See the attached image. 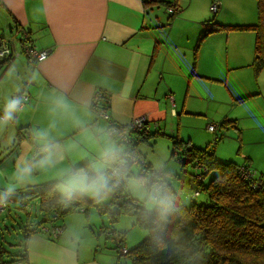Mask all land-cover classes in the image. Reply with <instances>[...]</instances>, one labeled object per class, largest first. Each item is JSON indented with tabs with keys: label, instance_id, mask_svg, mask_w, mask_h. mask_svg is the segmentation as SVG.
<instances>
[{
	"label": "crops",
	"instance_id": "1",
	"mask_svg": "<svg viewBox=\"0 0 264 264\" xmlns=\"http://www.w3.org/2000/svg\"><path fill=\"white\" fill-rule=\"evenodd\" d=\"M168 1L0 0V41L9 42L13 50L12 56L0 63V66L5 64L0 81L10 86L8 93L3 92V88L0 92V115L7 103L15 99V91L20 89L18 94L24 93L29 99L27 105L20 104L24 117L16 112L14 116L27 126L14 127L4 141L7 147L16 143L14 147L18 151L11 150L0 159V164L7 165L4 176L0 174V190L27 186L30 181H36L38 173H49L69 163L73 156L67 154L66 147L73 137L88 141V145L94 147L91 140L96 138L101 141L100 147L107 150L106 164L116 161L117 151L109 150L115 145L106 139V134L109 135L107 121L95 117L89 105L95 90L108 94L106 109L115 121H126L138 115L157 121L156 118L166 114L185 113L183 104L190 92L189 82L197 79L200 84L203 77L198 69L204 66H207L204 70L211 69L222 59L231 67L236 61L234 51L242 55L251 49L252 53V29H247L249 33L242 31L246 29L228 28L225 42L219 40L222 38L219 34H224L225 29L198 38L203 23L208 21L210 0H173L176 6L173 14L165 11ZM263 1L248 0L245 4L244 0H220L219 12H214L219 14L211 21L221 23L223 19H235V22H227L235 25L249 23L256 17L255 22L264 20V10L261 11L263 17L259 15V4L264 5ZM6 28L28 29L35 46L48 50L46 56L35 63L29 62L21 53L20 45L4 33ZM174 30L176 36H173ZM247 34H250L248 44H238ZM185 79L188 83L182 90ZM17 86L20 88L14 91ZM229 89L235 90V94L229 91L235 103L259 92L251 85H241L238 80ZM32 121H36L35 132L30 127ZM40 126L42 130L36 132ZM24 130L28 131L26 139ZM2 135L3 130L0 137ZM41 146L47 149L34 152V147ZM113 153L116 159L110 162ZM45 155L50 156L51 164L42 167L38 162ZM25 164H32L33 170L26 180L17 181L15 173ZM85 168L94 171L89 164ZM184 186L192 187L187 183ZM82 212L90 218V210ZM63 219L57 220L64 226L57 236L50 237L39 231L27 234L25 259L16 258L7 263L121 264L113 241L106 237L105 226L97 227L94 221L85 220L78 228H73L74 219L69 218V227ZM8 245L14 247L9 241Z\"/></svg>",
	"mask_w": 264,
	"mask_h": 264
},
{
	"label": "rangeland",
	"instance_id": "2",
	"mask_svg": "<svg viewBox=\"0 0 264 264\" xmlns=\"http://www.w3.org/2000/svg\"><path fill=\"white\" fill-rule=\"evenodd\" d=\"M211 2L212 0H210L208 6H210ZM244 2L246 4L248 3V0H244ZM163 10L160 9L159 12L163 14ZM218 10L219 9H217V12H219ZM214 12L215 11H212L209 7L207 17L209 22H211L216 14H219ZM234 20L223 19L221 24H228V21L235 22ZM256 20L257 17L252 21H249V23H253ZM224 29V34H219L222 36V38H219L220 42H225L224 40L226 37L224 35L227 34L228 28H221L220 30ZM242 31L249 32L250 30L246 29ZM251 31L253 33V53L255 34L253 30ZM15 32L16 31L14 30H8L6 28L4 33H6L8 37H12L14 42L18 43L17 40L19 35L15 34ZM173 36H176L175 30L173 32ZM13 37H16V40H14ZM249 38L250 34H247L245 38L238 40V44L242 42L248 44ZM222 46L225 47V43H222ZM252 53L251 49L248 51L246 50L242 55H240L237 51H234L233 56L236 61L235 63L233 61V65L231 67L227 66L225 59H222V61H216L211 69L207 68L204 70L207 66L201 67L202 69H198V72L203 77L200 84L196 82L198 81L197 79H193L189 82L190 92L186 95L183 104V111L185 113L181 115L166 114L156 118L158 127L155 128L151 122L150 128L152 131L147 134L145 139L135 141V148L138 157L145 160L143 165L145 174L150 173L151 171V175H147L149 177H153L155 174L154 170L160 173L162 177L157 176V180L153 182L160 183L162 188L159 189L160 191L158 193L161 194L163 189V193L166 197L162 195V198L159 197L156 201L151 198V189L148 190L146 187L142 186L143 179H138L137 177V172L139 173L141 171V164L138 162L136 164H132L129 167V171H127V174L124 176L122 187L123 194H128V196L134 198V201H139L147 210L162 202L170 204L172 202L180 201L187 204L191 200L198 201L204 196L201 192L198 196L188 197L191 188L189 189L185 186H181L182 182L194 185L192 177L194 167L190 163H179L177 158L179 151L175 154L170 153L172 136L188 139L189 142H192L200 147H208L213 150L214 156L220 160H230L237 163L247 161L258 171L264 173V67L259 71V73L255 74L251 65L253 57ZM248 55L252 57H249L248 59ZM4 67L5 64H1L0 73ZM226 79L229 85L226 83ZM186 80L187 79L183 82L182 90L188 83H186ZM237 80L241 85L245 87L251 85L252 89H258L259 92L253 95H248L245 99H242V101L235 103L229 94V91L230 93L234 92L233 94H235V90L229 89V86L237 83ZM4 86L5 85L0 81V92H2L3 88V92L8 93V88L10 86ZM19 88L20 86H17L14 88V91ZM19 91L21 90L19 89ZM19 91H15L14 98L19 100L21 105L25 106L27 105L29 99L27 98L22 100V96L25 95L27 97V95L24 93L18 94ZM99 91L104 96L108 95L102 90ZM181 101L182 94L179 102L181 103ZM177 113L179 112L177 111ZM16 114L24 117L23 110L16 112ZM14 116L15 113H13L11 120L0 125V131L3 130V135L0 137V159H3L10 154L11 150L14 152L18 151V148L14 147L17 145L16 143H14V146L12 145L11 147H7L4 143L7 136L10 134V131H13V128L17 126H23L24 128L27 126L26 122H23L21 119L15 118ZM95 117L97 116L95 115ZM223 120H225L224 124L220 126L216 133H212L205 128V124H207V122L219 124L220 121ZM35 124L36 121H32L30 123V127L34 132ZM41 130L42 127L40 126L36 132H40ZM27 132V130L23 131V137L25 139L28 137ZM106 139L113 141V144L115 145L114 149H109L110 152L114 150L121 153L124 150L123 145L121 143L117 144L114 138H111L108 134H106ZM91 141H94L97 147H94L93 144L91 146L90 143L88 145V141L83 142L74 137L71 138L68 146L66 147L67 154L73 156V158H70V162L57 166L49 173H38L36 177L37 179H35L36 181H30L28 184L37 185L47 181L57 180L55 189L60 194H66L72 190H77L88 197H96L94 204H91L88 207V210H90L89 219L84 216L81 210L75 209L61 216L62 219L64 218V223L67 227H69V218H72L74 219L72 221L73 228H78L82 222H85V220L94 221L97 227L102 224L105 226L107 231L110 232L112 230L115 234H122V242L126 249H128L144 238L147 230L135 223V217L131 213H120L114 220H111L108 213L103 211L106 207L111 209L113 208L110 199L112 197V192L116 191V189H111V191L106 194L94 196L80 191L79 189L69 187V181L72 178L85 174L88 177H93L97 174V169L103 171L109 177V175L105 172L106 168L110 166L106 164L108 160L107 150L105 151L104 148L100 147L101 141L96 138ZM33 150L34 152H37L35 148ZM115 155L116 154L113 153L112 156L109 157L110 162L116 159ZM83 163L85 164V167L89 164L91 169L94 171L91 172L84 166H81ZM149 165L150 168L148 167ZM6 166L7 165L5 163L0 164V174L2 176H4ZM212 176L213 172L205 174L203 183L207 182ZM28 189L29 187L25 186L15 191L11 195L15 197V199L7 200L5 210L0 212V225L7 224L9 228V233L6 231H0V242L7 248H12V246L7 245L8 240H13L15 243L21 240L22 234L18 225L23 219L28 220L25 216L29 217L28 221L37 220L40 217L41 213L38 209V199L37 197H31L28 193H26ZM185 191L187 196L185 195ZM119 198H121V196L118 192L114 199ZM21 204L23 205L22 207ZM100 207H103V212H99ZM2 220H4L3 223ZM89 224L93 229L95 228L91 222H89ZM94 232L96 233V231ZM120 262L121 264H130V260L126 256H121ZM4 264L10 263L4 262Z\"/></svg>",
	"mask_w": 264,
	"mask_h": 264
},
{
	"label": "trees",
	"instance_id": "3",
	"mask_svg": "<svg viewBox=\"0 0 264 264\" xmlns=\"http://www.w3.org/2000/svg\"><path fill=\"white\" fill-rule=\"evenodd\" d=\"M263 10L264 5L260 3V17H263L261 13ZM230 27L255 31L251 65L255 73H258L264 67V20L235 25L207 21L203 23L198 38L211 31ZM19 30L16 29V32L19 35L17 42L21 51ZM8 58H0V63ZM105 97L108 99V95ZM224 121L216 123L217 131ZM151 122L155 128L158 127L155 120L144 117L138 127H130L128 130L130 148H133L135 153V141L145 139L152 131ZM207 130L210 131L208 128ZM115 141L117 144L121 143L124 150L121 153L117 152L119 157L114 163L126 158L125 144L121 140ZM177 151L179 163H190L194 167L192 174L194 185L191 188H197L198 195L202 192L204 196L187 204L180 201L170 204L162 202L147 210L142 203L134 201L128 194H123L122 190L119 199H114L117 193L112 192L110 200L113 208L104 207L103 210V207H100L99 212L106 211L111 220L120 213H131L135 217V223L147 230L146 236L128 249L122 242V234L107 231L106 237L113 241L117 256L119 258L126 256L130 264H264V173L247 161L242 163L223 161L215 157L213 150L208 147H200L188 139L172 136L170 153L175 154ZM197 163L201 165L200 168L195 167ZM81 166L85 167V164ZM148 167L150 168V165ZM154 172L153 177L147 175H151V171L146 174L147 183L144 187L148 190L150 183L157 180V176L162 177L158 171ZM196 172L201 173L199 178L194 176ZM208 172H213V176L203 183L204 175ZM56 183L57 180H51L33 186L27 185L29 189L26 193L38 199L40 217L28 221L29 217L25 216L28 220L23 219L18 225L22 234L21 240L17 243L8 240L9 244H13V248H7L0 242V264L16 258L25 259L24 239L32 232H42L39 229L40 224H62L57 220L64 214L75 209L86 213L88 207L94 204L96 197H88L77 190H68L70 192L66 194L58 193L55 189ZM108 183L110 184V179ZM184 184L185 182H182L181 186ZM121 185L123 187V182ZM21 188L0 190V203L4 205L0 212L5 210L7 200L15 199L11 195ZM162 195L164 194L161 191V194L158 193L154 198L152 193L151 198L156 201L159 197L162 198ZM53 215L54 218H51ZM5 230H9L7 224L0 225V231ZM120 248L126 249L123 255L119 254Z\"/></svg>",
	"mask_w": 264,
	"mask_h": 264
},
{
	"label": "built area",
	"instance_id": "4",
	"mask_svg": "<svg viewBox=\"0 0 264 264\" xmlns=\"http://www.w3.org/2000/svg\"><path fill=\"white\" fill-rule=\"evenodd\" d=\"M220 6L219 0H212L210 4V9L212 11L217 10V8ZM176 9L175 2L173 0H169L166 5H165V10L168 13H173ZM20 37H21V51L25 54L26 59L31 62L35 63L36 61H39L43 59L48 50L43 49V48H37L35 44L32 42L30 39V35L28 31L24 28H21L19 30ZM0 58H7L10 57L12 54L13 50L11 49V46L7 44V42H0ZM12 51H11V50ZM15 54H17L15 52ZM26 96H22V100H25ZM107 102L108 99L99 91L95 90L91 99H90V108L92 111L95 113V115L99 118L105 119L107 121V130L109 133V136L116 138L118 140H121L126 147L125 151V157L122 160L117 161L116 163L108 166L106 168V173L110 177V184L112 189H116L114 191L115 193L119 194L121 193L122 190V185L121 183L124 180V176L126 175L127 171H129V167L132 164H136L137 162L141 164V171L138 173L137 176L140 177V179H143L142 186H145L147 183V177L143 169L144 161L138 155L135 153V150L133 148H130V137H129V129L130 127H138L140 124V121L144 119L145 115H138V116H133L127 119L126 121H115L110 113L107 111ZM2 117V116H1ZM207 128L210 131H213L216 129V124L215 123H208ZM36 151L38 150H46V146H41V147H34ZM196 168H200L201 165L199 163L195 164ZM244 169V168H242ZM241 169V170H242ZM200 172H196L194 176L196 178L200 177ZM146 178V179H145ZM161 188V185L159 182H151L150 183V189L151 192L153 193V197L156 198L159 192V189ZM198 189L197 188H191L189 196H196L198 195ZM3 203H0V208L3 207ZM51 218H54V215L51 216ZM39 229L42 232H46L51 236H57L63 229L64 226L63 224H51V225H46V224H40ZM126 252L125 248H120L119 254L123 255Z\"/></svg>",
	"mask_w": 264,
	"mask_h": 264
},
{
	"label": "clouds",
	"instance_id": "5",
	"mask_svg": "<svg viewBox=\"0 0 264 264\" xmlns=\"http://www.w3.org/2000/svg\"><path fill=\"white\" fill-rule=\"evenodd\" d=\"M20 101L17 99L10 100L5 106L4 115H0V125L12 119L13 113L21 111ZM2 116V117H1ZM40 166L51 164L50 156L45 155L39 162ZM33 170L32 164L25 166L15 173L17 181L26 180ZM109 177L101 170L97 169V174L93 177H88L86 174L72 178L69 181V187L79 189L80 191L89 193L94 196L106 194L111 191V185L108 183Z\"/></svg>",
	"mask_w": 264,
	"mask_h": 264
},
{
	"label": "bare ground",
	"instance_id": "6",
	"mask_svg": "<svg viewBox=\"0 0 264 264\" xmlns=\"http://www.w3.org/2000/svg\"><path fill=\"white\" fill-rule=\"evenodd\" d=\"M213 132H217V129L213 130ZM114 139H116V138H114ZM116 140H118V139H116ZM118 141H120V140H118Z\"/></svg>",
	"mask_w": 264,
	"mask_h": 264
}]
</instances>
